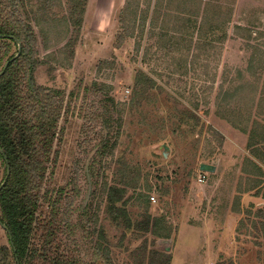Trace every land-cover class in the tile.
Listing matches in <instances>:
<instances>
[{"label":"rangeland","instance_id":"374dc122","mask_svg":"<svg viewBox=\"0 0 264 264\" xmlns=\"http://www.w3.org/2000/svg\"><path fill=\"white\" fill-rule=\"evenodd\" d=\"M125 2L21 0L16 9L36 38L34 85L62 93L64 105L76 95L45 184L64 189L71 221L82 220L62 247L77 241L95 264H163V254L169 264H264V0H138L135 37L121 38ZM138 72L152 83L135 95ZM109 187L124 192L134 228L109 222ZM139 194L148 209L133 203ZM145 215L169 238L144 232Z\"/></svg>","mask_w":264,"mask_h":264},{"label":"trees","instance_id":"16d2710c","mask_svg":"<svg viewBox=\"0 0 264 264\" xmlns=\"http://www.w3.org/2000/svg\"><path fill=\"white\" fill-rule=\"evenodd\" d=\"M19 3L21 0H0V72L9 62L0 76V186L4 183L0 189V223L6 228V245L0 246V264H95L82 259L83 252L77 241H72L70 249L62 247V236L66 234L74 239L78 230L83 229L82 220L79 223L71 221L72 201H68L64 189L45 188L51 177L49 164L57 157L54 146L62 141L64 129L59 126L60 121L67 116L70 100L76 95L69 93L64 105L62 93L34 85L36 38L31 27L16 16ZM133 4H138V0H126L122 10L120 23L124 34H120L121 38H134L138 30L135 29L138 8H133ZM76 10L74 6L70 15ZM146 16L139 21L140 32L136 37L143 36ZM154 29L152 26L151 32ZM160 38L163 39V33ZM15 40L21 45V52L10 62L17 53ZM135 48L140 50L139 42ZM150 83L152 81L144 73L138 72L133 83L134 94ZM105 109L104 123L108 134L111 112L108 107ZM187 114L188 119H196L192 113ZM106 144L97 146L93 152L88 177L93 178L96 159L104 155L99 148L105 152ZM7 168L9 175L5 180ZM123 193L117 187L107 188L106 213L111 225L130 230L134 226L126 211V202L122 200ZM78 196L79 191L75 189L73 198ZM133 203L135 206L146 203L148 209L147 196L139 194ZM142 220L144 232L169 238V230L165 233L156 231L157 219L145 215ZM90 249L92 260L98 261L99 243L92 240ZM163 264H169L165 254Z\"/></svg>","mask_w":264,"mask_h":264},{"label":"water","instance_id":"95a60500","mask_svg":"<svg viewBox=\"0 0 264 264\" xmlns=\"http://www.w3.org/2000/svg\"><path fill=\"white\" fill-rule=\"evenodd\" d=\"M15 42L17 43V53H16V55L12 59H10V62L11 61H14L15 59H17L19 57V55H20V52H21V45L19 44L18 41L15 40ZM8 64H9V62H7L4 65L3 71L0 72V76L3 74V72L7 68ZM199 170L201 172H203V173H213L215 169L212 166L202 164V165H200ZM8 175H9V170L7 168L5 180L7 179ZM3 185H4V183H2V185L0 186V189L3 187ZM0 227L6 232L5 226H3L1 223H0ZM8 238L10 240V236L9 235H8Z\"/></svg>","mask_w":264,"mask_h":264}]
</instances>
